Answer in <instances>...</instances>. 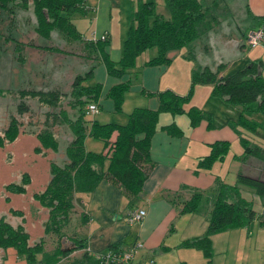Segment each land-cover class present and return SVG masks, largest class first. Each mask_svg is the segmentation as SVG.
I'll list each match as a JSON object with an SVG mask.
<instances>
[{
    "label": "trees",
    "instance_id": "obj_1",
    "mask_svg": "<svg viewBox=\"0 0 264 264\" xmlns=\"http://www.w3.org/2000/svg\"><path fill=\"white\" fill-rule=\"evenodd\" d=\"M214 1L163 0L169 13L166 19L155 13L153 1H138L131 12L130 27L122 42L121 56L117 62H112L104 52V40L89 41L85 44L99 50L100 60L106 72L115 77L121 76L126 69L132 67L137 55L151 47L156 49V55L146 63L166 64L169 61L166 57L169 51L187 47L200 37L203 31H208L205 23L209 21L208 12ZM84 2L85 0H0V12L12 14L15 8L26 9L30 5L35 17L34 30L40 37L49 38L50 31L56 29L70 39H80L69 22V16L84 12ZM184 55L189 59L193 57L190 50ZM223 66L224 64H218L214 69L208 66L193 69L190 74L191 88L195 84L210 85L212 95L224 99L239 110L238 118L232 124L242 147L239 159L253 158L264 165V148L242 136L237 130V127H240L254 133L257 124L249 120L246 114L258 111L264 115L262 62L249 61L227 76L220 75ZM91 77L90 69L74 75L67 93L53 89L17 91V114L27 110V105L22 100L25 97L36 98L39 103L56 109L46 113V116L50 115L52 118L50 125L45 123L35 134L38 141V145L33 149L35 153L42 154L44 149L57 151L58 142L50 129L51 124H63L71 133V139L63 150V162L57 164L49 161V176L44 188L31 195L46 212L42 222L43 235L37 241L29 243L28 234L22 225L12 226L5 221L3 215L0 216V249L13 248L26 264H103L87 251L85 240L78 232L68 230L72 216L77 211L76 194L90 192L99 181L106 179L117 184L125 194L136 197L152 167L149 160V139L158 114L183 112L182 105L187 102L191 93V88L186 95H177L168 90L159 91L156 93L158 104L155 109L134 108L128 114L126 122L121 125L112 122L99 124L85 120L86 106L96 101L100 95L99 84L85 83ZM128 87V82L123 81L108 89L106 96L112 101L115 111L120 109ZM62 99L65 100L64 104ZM186 112L192 124L200 114L195 107L188 108ZM163 129L171 135L179 133L173 123ZM114 131L116 135L114 140L110 141ZM18 132L19 122L16 117L11 116L0 133V147L11 143ZM86 136L101 141L106 151L85 150L83 141ZM228 147L226 141L213 142L209 153L198 162V167L208 168L215 160H221ZM29 181V175L23 172L18 182L6 183L2 188L6 193L23 194ZM240 186L251 189L264 206V181L259 177L238 173L234 184L217 185L204 232L183 240L180 245L200 249L209 262L212 256V234L246 226L255 217V213L250 203L241 197ZM199 198L198 193L192 194L182 210L195 211ZM4 199L8 202V197ZM8 212L14 216L23 215L17 209L8 208ZM79 223L81 226L85 223L83 214H80ZM45 237H53L55 240L56 244L51 250H46L43 246ZM61 240L68 241L69 245L61 246ZM107 251L119 250H116L115 245H111Z\"/></svg>",
    "mask_w": 264,
    "mask_h": 264
},
{
    "label": "crops",
    "instance_id": "obj_2",
    "mask_svg": "<svg viewBox=\"0 0 264 264\" xmlns=\"http://www.w3.org/2000/svg\"><path fill=\"white\" fill-rule=\"evenodd\" d=\"M138 1L147 0H85L84 12L69 16V22L80 36V39H69V43L77 42L75 48L78 51L74 54L78 56L68 54L69 57L78 59L75 64L76 73L90 69L92 77L85 83L100 85L98 99L91 102L96 105V112L85 114L87 121L121 125L134 108L155 109L158 104L157 92L168 90L177 95H186L191 88L190 74L193 65L181 53V49L169 51L166 54L169 59L166 64H147L156 55L154 47L148 48L137 55L132 67L115 77L106 72L99 50L86 46L92 32L104 34L103 50L112 62H117L121 56L122 42L130 27L131 12ZM245 8L253 20L247 29L255 28L264 19V0H245ZM245 31L241 32L243 41ZM244 48L243 43L241 51ZM236 59L232 63L220 61L218 64H224L220 75L227 76L252 60L262 62L263 72L264 37L258 45L248 48L245 54L242 53ZM123 81H127L129 87L124 93L120 109L115 111L106 93L112 85ZM190 107H195L200 112L193 124L186 112ZM182 108L181 113L158 114L149 139V160L152 167L136 197L125 194L117 184L106 179L99 181L92 191L76 194L75 215L78 222L80 214L84 215L85 220L78 231L79 236L84 238L87 251L91 254L103 253L111 245H115L116 250L125 251L135 242H141L142 248L137 250L129 264H140L148 258H152L156 264H264V206L259 197L244 186L239 188L240 195L250 203L255 217L246 226L212 234V256L209 262L200 249L180 245L183 240L204 232L219 183L234 184L238 173L259 177L264 181V173L261 174L264 168L249 175L235 165L243 160L239 159L242 147L232 126L239 115L237 108L212 95L211 86L207 84L193 85ZM171 123L178 128L179 133L171 135L163 129ZM237 130L245 137L240 127ZM115 135L116 132H112L109 140L113 141ZM90 139L93 138H84L85 150L106 151L101 141L94 139L99 141L97 147ZM215 141L228 142L226 154L208 168L198 167V162L209 153L210 145ZM233 143L240 146L239 153L234 154L231 159V164L237 169L227 173L221 171L218 165L225 161ZM250 159L253 158H248L249 161ZM29 180L31 181L30 176ZM194 193L200 195L196 210L184 212V203ZM10 195L18 194L7 193L4 198H10ZM136 209L144 210V216L138 222L127 223V213ZM15 217L19 218V223L13 225L7 222L12 226L20 224L25 230V216ZM37 221L40 229L38 236L41 237L44 219ZM28 242L32 243L29 241V234ZM0 264L26 263L17 256L13 248L7 247L0 249Z\"/></svg>",
    "mask_w": 264,
    "mask_h": 264
},
{
    "label": "rangeland",
    "instance_id": "obj_3",
    "mask_svg": "<svg viewBox=\"0 0 264 264\" xmlns=\"http://www.w3.org/2000/svg\"><path fill=\"white\" fill-rule=\"evenodd\" d=\"M149 1H153L156 14L168 18L169 13L163 0ZM212 4L208 12L209 21L205 23L208 31H203L200 37L187 47L181 48V53L185 54L188 50L192 52L193 57L189 60L193 69L198 70L204 66L214 69L220 61L236 62V58L242 53L245 54L248 49L246 46L242 51L240 49L241 44L244 43L241 32L253 23L252 18L245 11V0H215ZM13 11L12 14L0 12V90L2 91L0 92V133L11 116L17 118L19 132L11 143L0 147V216L3 215L5 221L15 225L19 223V218L9 213L7 208L20 210L26 219L25 230L29 234V241L34 242L38 240L40 233L37 220L45 219L46 212L39 207L31 195L40 191L45 185L48 179L49 161L57 164L63 162V150L71 139V133L63 124H51L50 129L58 142L57 151L44 149L42 154L35 153L33 149L38 145L35 134L44 127L45 123L50 125L52 118L50 115L46 116V113L56 109L39 103L36 98L25 97L22 100L27 105V110L17 114L19 101L17 91L53 89L67 93L70 80L78 74L75 69L78 59L69 57L68 54L78 56L74 54L78 50L75 48L76 41L69 43L70 38L56 29L50 31L49 38L40 37L34 30L35 17L30 5L26 9L15 8ZM64 103L65 100L62 104ZM246 116L256 122L257 128L254 133L240 129L245 137L264 147V115L258 111H250ZM90 141L99 146V141L94 139ZM87 146L90 147L88 144ZM239 147L237 143L231 145L225 161L218 165L221 171L230 173L237 169L231 164V159L234 154L239 153ZM250 160L243 159L239 162L240 165L239 163L235 165L249 175L256 174L264 168L262 163L254 159ZM23 172L31 178L25 193L10 195L8 202L5 201L4 195L7 193L2 186L6 183L18 182ZM263 173L264 170L261 174ZM80 226L76 215L73 214L68 230L78 232ZM55 244L53 237L44 238L43 246L46 250H51ZM60 244L63 247L69 245L65 240H61Z\"/></svg>",
    "mask_w": 264,
    "mask_h": 264
},
{
    "label": "built area",
    "instance_id": "obj_4",
    "mask_svg": "<svg viewBox=\"0 0 264 264\" xmlns=\"http://www.w3.org/2000/svg\"><path fill=\"white\" fill-rule=\"evenodd\" d=\"M264 37V19L255 27L247 29L244 33V44L248 48H253L258 45ZM105 35H97L92 32L89 36V41H103ZM96 105L89 103L86 106L85 114L96 112ZM144 210L136 209L130 211L126 215V222L133 223L138 222L144 216ZM142 248L141 242H135L128 250L125 251H105L103 253H94V257L99 259L103 264H129L131 263L135 253L138 249ZM140 264H156L152 258L143 260Z\"/></svg>",
    "mask_w": 264,
    "mask_h": 264
}]
</instances>
